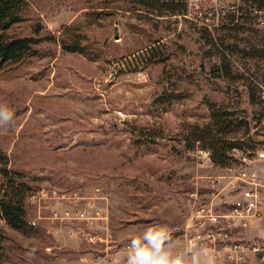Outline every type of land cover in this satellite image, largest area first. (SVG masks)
I'll list each match as a JSON object with an SVG mask.
<instances>
[{
    "label": "rangeland",
    "instance_id": "1",
    "mask_svg": "<svg viewBox=\"0 0 264 264\" xmlns=\"http://www.w3.org/2000/svg\"><path fill=\"white\" fill-rule=\"evenodd\" d=\"M25 2L20 22L6 34L37 32L47 39L33 55L0 70V105L14 114L12 124L0 126V150L30 189L80 190L101 198L95 205L108 218L109 251L150 226L175 230L190 192L197 186L202 197L209 178L225 174L207 150L189 149L184 141L186 123L208 120V100L229 102V110L247 116L252 141L264 143V128L257 125L261 99L250 103L244 79L218 76L217 46L205 41L190 16L150 12L135 0ZM251 27L264 48V28ZM69 30L83 36V52L62 46ZM226 53L234 70L264 84L262 56ZM150 132L162 137L149 143ZM251 167L262 171L264 182V162L255 160ZM45 203L43 216L60 212L69 200ZM25 204L28 217H36V207L27 198ZM71 226L73 234L66 224L41 217L15 230L0 218V264H105V245L83 236L104 238L105 229L85 222Z\"/></svg>",
    "mask_w": 264,
    "mask_h": 264
},
{
    "label": "built area",
    "instance_id": "2",
    "mask_svg": "<svg viewBox=\"0 0 264 264\" xmlns=\"http://www.w3.org/2000/svg\"><path fill=\"white\" fill-rule=\"evenodd\" d=\"M184 16H190L201 27L210 32L235 22L264 28V7L251 0H185ZM233 18L231 22L230 19ZM261 88L262 113H264V84ZM264 128V115L259 122ZM233 164L225 167V174L211 176L208 189L201 197L197 186L190 192L187 200L188 210L183 222L168 230L172 240L178 244L174 250L183 252L192 245L205 246L211 250L216 261L229 264H264V235L248 233L254 222L264 221V182L257 169L251 167L255 160L264 162V143H254V147H233L229 152ZM252 169V170H251ZM193 184L198 185L197 181ZM44 187H34L27 192L28 202L36 207V217L29 223L35 225L36 219L46 217L49 223L60 221L66 224L69 232L77 230L71 225L85 222L87 226L104 230V238L98 234L83 235L90 241L99 240L105 245L103 260L105 264H126V245L119 250L109 251L111 233L107 228V215L95 205L98 198L84 196L80 190L59 192ZM61 198L69 200V205L60 212L51 209L47 216L41 215L47 207L46 200ZM79 228V227H77ZM81 231V229H80ZM83 231V230H82ZM83 234V233H82ZM85 234V233H84ZM192 251H195L193 248Z\"/></svg>",
    "mask_w": 264,
    "mask_h": 264
},
{
    "label": "trees",
    "instance_id": "3",
    "mask_svg": "<svg viewBox=\"0 0 264 264\" xmlns=\"http://www.w3.org/2000/svg\"><path fill=\"white\" fill-rule=\"evenodd\" d=\"M140 5L152 11H167L171 14L186 11V4L175 0H135ZM259 7H264V0H251ZM25 0H0V70L7 63H14L23 60L35 53V46L42 41L41 36H9L6 31L15 23L20 22ZM149 11V10H148ZM233 21V18L230 19ZM223 31L215 36L207 28L202 27L204 39L207 43L217 46L220 64L218 67V76L226 81L244 79L248 89V96L251 104H256L261 99V88L253 76L244 70L240 73L233 68V62L228 56V52H242L245 55L262 56L264 58V48H260L258 42L254 39L252 27L235 22L230 25H223L218 28ZM248 32V37H240V33ZM252 33V34H251ZM69 38L62 39V46L66 50L83 52V36L73 32ZM251 35L254 42H251ZM233 37V42H228V37ZM239 42L246 44L241 47ZM251 52V53H250ZM262 102V99H261ZM229 102L207 101L208 120L204 123H186L184 128V141L189 149L195 147L205 149L209 152L210 160L217 166L227 167L233 162L229 152L233 147L246 146L254 147L250 131L252 127L247 116L240 118V115L229 110ZM262 115V107L257 125ZM148 142H153L156 137H162L159 134H148ZM8 159L0 150V218L12 229L22 230L28 225L32 216L28 217L25 198L30 190L29 184L22 178L19 172L10 170ZM28 224V225H27ZM3 233L0 230V248L3 240Z\"/></svg>",
    "mask_w": 264,
    "mask_h": 264
},
{
    "label": "clouds",
    "instance_id": "4",
    "mask_svg": "<svg viewBox=\"0 0 264 264\" xmlns=\"http://www.w3.org/2000/svg\"><path fill=\"white\" fill-rule=\"evenodd\" d=\"M13 122V112L6 105H0V126ZM126 249V264H215L214 255L205 246L192 245L183 252L174 251V241L163 226L147 227L130 239Z\"/></svg>",
    "mask_w": 264,
    "mask_h": 264
},
{
    "label": "crops",
    "instance_id": "5",
    "mask_svg": "<svg viewBox=\"0 0 264 264\" xmlns=\"http://www.w3.org/2000/svg\"><path fill=\"white\" fill-rule=\"evenodd\" d=\"M260 174H262V171L260 169L257 170ZM248 233L250 235L252 234H260L264 235V221L260 222H254L251 227L248 230ZM178 247V244L174 241V250ZM215 264H229L228 262L225 261H216Z\"/></svg>",
    "mask_w": 264,
    "mask_h": 264
}]
</instances>
